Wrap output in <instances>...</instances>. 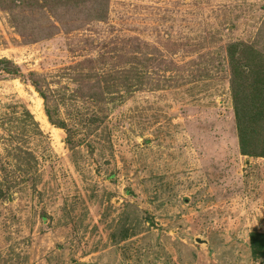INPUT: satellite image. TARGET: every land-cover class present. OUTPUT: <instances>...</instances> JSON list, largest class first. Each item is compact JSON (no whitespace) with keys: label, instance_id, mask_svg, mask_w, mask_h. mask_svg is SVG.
<instances>
[{"label":"rangeland","instance_id":"rangeland-1","mask_svg":"<svg viewBox=\"0 0 264 264\" xmlns=\"http://www.w3.org/2000/svg\"><path fill=\"white\" fill-rule=\"evenodd\" d=\"M68 1L0 0V264H264V0Z\"/></svg>","mask_w":264,"mask_h":264},{"label":"trees","instance_id":"trees-1","mask_svg":"<svg viewBox=\"0 0 264 264\" xmlns=\"http://www.w3.org/2000/svg\"><path fill=\"white\" fill-rule=\"evenodd\" d=\"M59 2L62 6H65L74 1L59 0ZM20 3L24 4L23 2ZM96 6L98 7L97 11L99 13L102 6L99 3L96 4ZM103 15L104 14L101 12V15L96 19H104ZM234 61H239L237 64L240 65V70L242 72L240 80H231V87L232 91H234V99L239 118L238 138L240 150L250 157L264 158V88L255 87V84H253L254 82L250 83L249 88L248 62L245 63V60H242L240 56L239 59L237 58V60H233V62ZM1 64H3V68L9 74L16 75L19 73L18 68H7L6 62H2ZM247 102H249V106H247Z\"/></svg>","mask_w":264,"mask_h":264},{"label":"bare ground","instance_id":"bare-ground-1","mask_svg":"<svg viewBox=\"0 0 264 264\" xmlns=\"http://www.w3.org/2000/svg\"><path fill=\"white\" fill-rule=\"evenodd\" d=\"M39 115H41V114H39Z\"/></svg>","mask_w":264,"mask_h":264},{"label":"water","instance_id":"water-1","mask_svg":"<svg viewBox=\"0 0 264 264\" xmlns=\"http://www.w3.org/2000/svg\"><path fill=\"white\" fill-rule=\"evenodd\" d=\"M198 242H199V240H198Z\"/></svg>","mask_w":264,"mask_h":264}]
</instances>
